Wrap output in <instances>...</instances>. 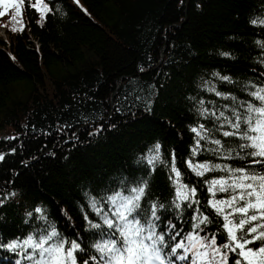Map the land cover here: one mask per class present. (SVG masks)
Segmentation results:
<instances>
[{
    "label": "trees",
    "instance_id": "16d2710c",
    "mask_svg": "<svg viewBox=\"0 0 264 264\" xmlns=\"http://www.w3.org/2000/svg\"><path fill=\"white\" fill-rule=\"evenodd\" d=\"M15 3L0 0V264H36L25 241L53 230L66 248L79 243L77 264H95V243L114 233L108 198L144 181L137 211L151 219L156 204L166 240L198 232L226 252L208 201L230 193L213 197L208 182L228 179L224 168H264L239 148L246 141L223 135L235 112L260 103L251 93L264 88V0H23L5 10ZM201 125L207 139L192 131ZM173 156L199 203L177 200ZM189 162L220 168L199 176ZM205 215L211 222L194 229ZM236 259L228 252V264Z\"/></svg>",
    "mask_w": 264,
    "mask_h": 264
},
{
    "label": "snow or ice",
    "instance_id": "6c2138e0",
    "mask_svg": "<svg viewBox=\"0 0 264 264\" xmlns=\"http://www.w3.org/2000/svg\"><path fill=\"white\" fill-rule=\"evenodd\" d=\"M22 2L23 0L12 5L4 4V8L7 10L9 6H12L19 11ZM4 14V12H0V15ZM13 30L15 31V29ZM251 95L260 102L259 105L247 103L244 108L246 115L235 112V120L229 122L232 131H224L223 135L225 137L236 136L238 139L246 141V143L240 144L239 148L242 150L251 149L246 154L252 157V163L264 165V88L258 89ZM202 114H206V112ZM220 115L223 116V112ZM192 131L199 139H207L203 125L199 129L193 128ZM212 143L217 146L221 145L220 140H213ZM198 149L199 140L193 155ZM155 151L157 154L151 156L148 161L153 167L160 160L159 143L155 146ZM189 168L196 175L203 176L206 171L219 169L220 166L210 167L208 164L189 162ZM223 170L228 171V179L209 181L208 190L213 197L216 192H229L230 196L227 199L209 200L208 204L218 215L223 217V227L227 231L228 242L224 243L222 247L227 250L226 252L221 253V247L217 246L215 236L202 237L198 232H190L180 241H176L180 232H175L166 240L165 234L158 233L156 230L159 227L155 223L159 220L156 214L157 205L153 204L151 207V219L137 211L141 208L140 201L147 187V182L144 181L142 182L143 186L133 187L128 195L117 193L108 198L112 207L105 213L103 220L109 229L118 233V238H111L114 233L102 234L108 235L110 238L95 243L94 247L99 256H91L90 259L95 264H174L172 257H175L180 261L187 260L189 264H228V252H233L240 257V259L234 260V264H264V244L256 249L248 247L256 240L264 241V231L259 230L264 229V223L253 224L258 220L264 221V168L259 171L244 168H224ZM171 172L175 176L173 184L176 185L177 200L181 202L192 200L194 203H199L193 199L196 189L194 187L189 189L185 184L180 183L181 172L176 167L174 156L171 162ZM175 206L179 209L181 204L176 203ZM93 208H96L95 201H93ZM226 209H230V211H225ZM100 211L102 210L97 209L98 214ZM237 216H239L238 220L235 219ZM210 222L209 217L205 215L199 219V223L194 226V229H200L201 224ZM247 225L252 226L246 228ZM92 226L100 227L98 224ZM174 227V225H170L169 230L171 231ZM172 241L176 242L172 244ZM67 243L69 242L63 240L55 230L42 235L35 241L31 236L25 241V244L30 245L33 251L38 252L41 257L36 261V264H77L75 254L83 249L76 241H71L70 246L66 248L65 244ZM46 245L48 246L46 247ZM16 247V244L8 245L10 250H14ZM165 249H169V251L166 252ZM178 250H182V254L177 255ZM218 256L219 260H217ZM83 264H88V262L84 261Z\"/></svg>",
    "mask_w": 264,
    "mask_h": 264
},
{
    "label": "rangeland",
    "instance_id": "374dc122",
    "mask_svg": "<svg viewBox=\"0 0 264 264\" xmlns=\"http://www.w3.org/2000/svg\"><path fill=\"white\" fill-rule=\"evenodd\" d=\"M0 36H2V37H4L5 35H4V31L3 30H1L0 29ZM41 259V257H39V259L38 260H40Z\"/></svg>",
    "mask_w": 264,
    "mask_h": 264
}]
</instances>
